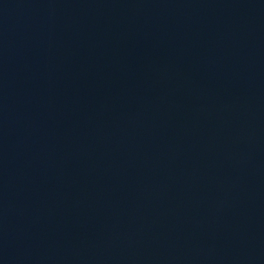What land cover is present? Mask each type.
I'll use <instances>...</instances> for the list:
<instances>
[{
    "label": "water",
    "instance_id": "1",
    "mask_svg": "<svg viewBox=\"0 0 264 264\" xmlns=\"http://www.w3.org/2000/svg\"><path fill=\"white\" fill-rule=\"evenodd\" d=\"M0 264H264V0H0Z\"/></svg>",
    "mask_w": 264,
    "mask_h": 264
}]
</instances>
